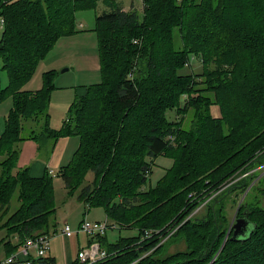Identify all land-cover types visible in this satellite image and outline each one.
I'll use <instances>...</instances> for the list:
<instances>
[{"label":"trees","instance_id":"16d2710c","mask_svg":"<svg viewBox=\"0 0 264 264\" xmlns=\"http://www.w3.org/2000/svg\"><path fill=\"white\" fill-rule=\"evenodd\" d=\"M236 7L242 8L243 15V10L262 14L260 23L251 28L254 35H243L242 39L241 33H235L236 23L231 18L228 31L219 29L222 18L231 17L230 11ZM95 8L97 0H0V17L5 21L0 72L5 70L9 80L2 89L0 77V104L9 97L14 99L0 138V158L5 156L0 160V209L9 210L15 196L20 203L5 223L7 237L17 235L19 242L16 246L11 241L4 243L6 256L15 253L27 238L50 236L57 224L49 170L42 177H31L28 168L15 173L20 158L17 145L33 141L41 151L51 142L52 151L61 137L76 136L80 145L71 162L58 173L67 188L73 193L82 184L84 173L91 170L94 181L81 190L79 200L87 208L103 207L109 221L139 230L138 236L120 238L114 244L103 242L107 231L91 238L89 245L98 242L108 254L96 264H248L253 260L251 253L254 258L259 253L262 257V204L250 208L245 199L238 216L248 218L252 232L234 241V228L229 231L230 220L222 213L221 203L227 195L214 194L216 186L237 170L264 162V94L257 92L258 88L264 90V0H144L142 15L133 5L128 12L110 6L97 17L95 28L102 82L75 99L62 130L55 131L48 113L51 76L45 77L43 90L30 93L21 89L58 40L78 33L77 12ZM134 36L144 43L138 58L135 47L126 42ZM218 38L225 48L234 47L235 53L245 49L250 57L260 55L263 61L254 87L246 85L249 81L234 83L233 89H247L239 95L242 101L231 107L221 104L220 116L214 117L212 108L220 96L219 75L192 80V75L181 71L188 68L192 57L207 63L216 55L223 57L226 51L220 50L219 55L214 48ZM230 67L235 68L233 63ZM212 82L217 86L212 87ZM194 84L203 85L214 96L196 99L192 92L188 95L179 89L182 85L196 88ZM226 84L224 89H229L232 82ZM173 109L180 119H169ZM191 110L195 119L187 128L184 122ZM28 122L43 124L38 130L26 126ZM168 151L183 152L175 159L177 166L171 170L173 165L156 187L146 189L154 161ZM179 171L183 177H177ZM206 172L210 182L195 185ZM185 184L196 190L185 197L184 191L175 195V186ZM250 184L251 180L245 179L230 190L240 196ZM250 191L264 195V180ZM175 225L177 232L161 244L163 234ZM148 231L159 233L148 238ZM178 240L185 249L170 253V245ZM39 262L54 264L47 258Z\"/></svg>","mask_w":264,"mask_h":264},{"label":"rangeland","instance_id":"374dc122","mask_svg":"<svg viewBox=\"0 0 264 264\" xmlns=\"http://www.w3.org/2000/svg\"><path fill=\"white\" fill-rule=\"evenodd\" d=\"M107 1L104 3V0H97V8L77 12L75 16V30H77L78 33H75L72 36H65L58 40L53 48L46 54V56L38 62L32 77L23 85L21 89V91L23 92L30 93H36L39 90H43L44 88H46L45 77L47 75L51 76L50 81L52 82V88L50 93L48 113L50 115L51 128L55 131L62 130L64 123L69 118L70 108L75 101L77 94H79V92L82 90H86L92 85L102 82L103 77L101 55L98 43V34H96L95 32L97 17L102 15L105 11H109L110 6H123L126 12H128L133 5L139 15L143 14L142 12L144 8V0ZM243 11L244 15L241 7H236L234 11L231 10L230 13L232 12V16L222 18L224 23H221L219 25V29H221L222 31H228L232 26V23L230 21L231 18L236 23V26L233 27L237 29L235 33H237V31L241 33L242 39H244L243 35H254L255 33H253V30L251 28L255 22H257L258 24L260 23V16L262 17V14H256L251 10H248L247 12H245V10ZM238 17H241V20H239ZM139 20L141 21L142 18L140 17ZM3 30L0 29V40H2L3 38ZM128 32L129 30H126L124 32L125 35L128 34ZM220 41L221 38L216 39L214 48L219 55L220 50L226 51L221 54V56L223 57H219L216 55L215 57L210 58L208 63L205 62V59L198 58V56L197 58L192 57L191 63L187 64L188 68L181 71V74L192 75V80L194 77L204 78V76H206L208 79H211L210 75L212 73L214 75H219L220 83L218 86V94L220 96H218L216 106L212 108V114L214 117L220 116L221 104H225L226 107H231L236 106L238 104V101H242L239 95H241V92L245 93L247 89H243L242 87L238 90L233 89L234 83L244 80V82L249 81L246 83V85H248L249 87H254L255 82L253 80L255 79L256 74L262 71L259 64H261L263 61L261 60L260 55L253 59L252 56L250 57L249 54L245 52V49L239 51L242 53H235L233 49L234 47L225 48L222 43H220ZM126 42L135 47V49L137 50L136 57L138 58L139 55L142 54V47H144L143 39L138 36H134L130 41ZM118 45L119 47L121 46V41H118ZM130 50L135 51L134 49ZM201 60L204 62L201 63ZM231 63L234 64L235 68L230 67ZM2 66L3 63L0 59V68H2ZM219 69H221V71H218ZM216 70L218 74L215 73ZM237 75L240 78H238ZM0 77L1 87L2 89H5L9 85L7 72L5 70H1ZM226 81L232 82L230 86H227L229 89H224V85H227ZM217 82H212V87L213 85L217 86ZM193 86H196V88H189L188 86L182 85L181 87H179V89L185 90L184 93L188 95H190L192 92V95L196 99L205 98L208 97V95L214 96L212 91L207 92L206 90H204L203 85L197 86L194 84ZM258 89L257 92L264 94V90L260 88ZM13 106L14 99L12 97H9L7 100L0 104V138L5 132V121L7 120L8 114L12 110ZM192 113L194 112L191 110V113L189 115H186L184 127L188 126L187 128H189L190 125L192 126L193 122L191 121L195 119V115L193 117ZM180 118L181 115L177 116V112L174 109L169 114L170 120ZM42 124V122L36 125L34 124V122H28L26 123V126L39 130L40 125ZM52 145L53 143L51 144V142L45 143L42 150L39 151L38 145L33 141H23L19 143L17 145V150H19L20 152V158L17 163V169L15 170V173L19 169L21 170L27 168L30 164H33L37 160L47 162V164L49 165L48 170L50 171V175L53 180V206L56 211V214L53 218L57 223L56 228L60 231L59 234L56 233V235L62 237L61 234L63 232V229L66 227V225H69L74 232L73 235L76 239V234L78 233L80 225L84 219H87L90 222H106V212L105 209L100 206L87 208V206L79 200V194L81 190L94 181V173L91 170H88L84 173L82 184L77 190L73 191V193L70 192L63 178L58 174L60 169L68 165L73 159V156L80 145L79 137H61L55 145L54 149L51 151ZM182 153V151L179 154L168 151L165 156L158 157L154 161V164L152 166V173L149 176L146 189H148L149 187H156L158 182L166 175L167 171L168 174H170V171L175 168V165L177 166L175 160L176 157H178L179 160V157ZM186 155L183 156L185 159ZM3 157H1L0 160H2ZM244 169H246V167ZM12 173L13 172L11 171V174ZM207 173L208 172L204 173V177H200L201 180H199L197 183L195 182L196 179L192 177L194 179V183H196L195 185L209 183L211 179L208 177L209 173ZM182 175L183 172L179 171L177 177H183ZM263 178L264 162L259 163L256 167H252L250 169L247 168V170H237L232 176L228 177L226 180L216 186L218 187V192L214 194L215 196L218 194L221 195L222 193L227 195L221 204L223 215L226 217V219L230 220L229 229L232 227L235 219L240 217V215L238 216V213L240 212V207L242 203L245 202L246 198V203H248L250 208L256 207L258 203H261L264 207V195H261L257 191H254V193L251 191L249 192V190H251V187L254 185L256 186L260 181L264 180ZM245 179L251 180V184L246 193H243L239 196L238 191L230 190ZM193 190L196 189H194L192 185L185 184L180 187L178 185L177 187L175 186V195H179L184 191L185 197L189 192ZM191 195L193 194H190L189 196ZM181 198L182 196L177 199L175 204L180 201ZM218 204L220 205V203ZM19 207L20 203L17 201V198L15 196L9 205V210L0 209V260L5 258L7 254L4 248L5 242L11 241L14 246L19 243L17 235L7 237V229L5 228V223L9 220L8 218L11 217ZM110 223V230L107 231L106 238L103 241L106 245L114 244L120 238L135 237L139 234V230L135 227L130 228L127 226V224L122 225L121 223L112 221H110ZM177 226L178 225L170 227L166 231V234H163L164 237L161 244L166 242L169 237L173 236L177 232V228H179ZM81 237H85L89 241L91 238L86 234H82ZM63 248L64 246L62 245L60 249L63 250ZM84 248H89V245ZM184 249V244L179 243L178 240L174 244L170 245L169 252L171 253ZM260 254L261 253H259L256 258H254L253 254L251 253L250 258L253 260H249L247 263L264 264V255L260 257ZM35 264H40V262L36 261Z\"/></svg>","mask_w":264,"mask_h":264},{"label":"built area","instance_id":"2783aa9c","mask_svg":"<svg viewBox=\"0 0 264 264\" xmlns=\"http://www.w3.org/2000/svg\"><path fill=\"white\" fill-rule=\"evenodd\" d=\"M4 26V18L0 17V29L3 30ZM192 196L193 195L190 197ZM204 205L205 204L198 208L193 214L197 213L202 207H204ZM235 221L229 231L234 228ZM109 225L110 221L108 219L106 222H90L87 219H84L80 225L78 233H84L91 238L97 237L98 235H104ZM158 233L159 231H148L146 232V237L149 238L153 234ZM63 234L70 237L74 232L69 225H66ZM49 250L50 236L41 235L38 237L27 238L21 243L19 249L15 253L0 260V264H35L36 261L46 259ZM107 257V252L101 248L100 244L98 242H93L89 245V248H84L78 252L77 264H96L99 261L105 260Z\"/></svg>","mask_w":264,"mask_h":264},{"label":"crops","instance_id":"0c3cea01","mask_svg":"<svg viewBox=\"0 0 264 264\" xmlns=\"http://www.w3.org/2000/svg\"><path fill=\"white\" fill-rule=\"evenodd\" d=\"M120 7L126 11L123 6ZM85 92L86 90L80 91L79 94H77V97L83 96ZM48 167L49 165L46 161L37 160L33 164H30L27 168L29 169L31 177H42L46 170L49 169ZM59 232L60 231L56 228V231H52L50 234V250L46 258L48 260L52 259L54 264H74L77 261L78 252L89 245V240L85 237H81L84 233H77V237L75 239L74 235L67 237L63 234V232L61 234L62 237H59L56 235V233L59 234ZM62 245L64 246L63 250L60 249Z\"/></svg>","mask_w":264,"mask_h":264},{"label":"water","instance_id":"95a60500","mask_svg":"<svg viewBox=\"0 0 264 264\" xmlns=\"http://www.w3.org/2000/svg\"><path fill=\"white\" fill-rule=\"evenodd\" d=\"M252 232L251 223L247 217H239L235 221L232 240H241Z\"/></svg>","mask_w":264,"mask_h":264},{"label":"bare ground","instance_id":"6f19581e","mask_svg":"<svg viewBox=\"0 0 264 264\" xmlns=\"http://www.w3.org/2000/svg\"><path fill=\"white\" fill-rule=\"evenodd\" d=\"M110 229V225H109V227H108V229H107V231Z\"/></svg>","mask_w":264,"mask_h":264}]
</instances>
